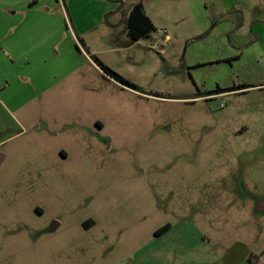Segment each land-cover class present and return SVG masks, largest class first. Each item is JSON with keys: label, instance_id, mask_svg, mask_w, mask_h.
<instances>
[{"label": "rangeland", "instance_id": "1", "mask_svg": "<svg viewBox=\"0 0 264 264\" xmlns=\"http://www.w3.org/2000/svg\"><path fill=\"white\" fill-rule=\"evenodd\" d=\"M217 1L154 0L158 31L137 43L119 34L116 46L96 29L93 54L142 91L84 66L29 110L83 131L9 133L0 112V264L263 256L264 0H235L247 16L228 1L224 18Z\"/></svg>", "mask_w": 264, "mask_h": 264}, {"label": "crops", "instance_id": "2", "mask_svg": "<svg viewBox=\"0 0 264 264\" xmlns=\"http://www.w3.org/2000/svg\"><path fill=\"white\" fill-rule=\"evenodd\" d=\"M90 1L89 4V0L76 3L74 0H0V112L13 122L11 127L5 124L4 131L11 133L14 125L21 133L32 129L56 136L71 135L77 128L84 130L83 123H78L76 118L71 120L61 115L66 121L53 127L47 120L32 118L29 110L42 104L63 81L71 82L84 66L99 72L106 81L115 82L103 74L87 49L91 54L96 53L92 50L96 29L100 30L98 36L102 40L109 38L115 41L114 45L120 43L117 35L128 37V15L141 0L130 2L128 8L125 0ZM228 1L240 15L247 16L239 3H233L235 0H219V18L228 15ZM153 2L146 0L143 5L157 33L158 25L148 12V8H154ZM100 60L107 65L105 60ZM94 124V129L104 128L99 121ZM56 156L63 162L69 153L60 148Z\"/></svg>", "mask_w": 264, "mask_h": 264}, {"label": "trees", "instance_id": "3", "mask_svg": "<svg viewBox=\"0 0 264 264\" xmlns=\"http://www.w3.org/2000/svg\"><path fill=\"white\" fill-rule=\"evenodd\" d=\"M127 32H128V37L134 43L149 38L151 34L156 32L154 23L152 22L151 18L146 14L142 2L135 5L130 11L127 19ZM87 52L90 55L91 59L100 68V70L103 72L105 76L114 80L115 82L120 84L123 88H129L137 92L142 91L140 87L128 81L119 73H117L115 70L105 65L96 55L91 54L88 49ZM248 88H251V86H243L238 88L234 87V88H230L229 90L238 91L241 89L245 90Z\"/></svg>", "mask_w": 264, "mask_h": 264}, {"label": "flooded vegetation", "instance_id": "4", "mask_svg": "<svg viewBox=\"0 0 264 264\" xmlns=\"http://www.w3.org/2000/svg\"><path fill=\"white\" fill-rule=\"evenodd\" d=\"M40 211V210H39ZM40 214H42V212L40 211ZM93 226H95V222L93 220H89L87 221L85 224H84V228L86 230H90V228H92ZM57 227L53 228L52 230L56 229ZM171 229V225L170 224H166L165 226H163L161 229H159L157 232H156V236H159L167 231H169ZM261 254L264 256V250L261 251ZM263 256H260L258 257V261L257 263H259L261 260L264 259ZM253 258H256V253L254 252H249V261L251 264H257L255 263L252 259Z\"/></svg>", "mask_w": 264, "mask_h": 264}, {"label": "built area", "instance_id": "5", "mask_svg": "<svg viewBox=\"0 0 264 264\" xmlns=\"http://www.w3.org/2000/svg\"><path fill=\"white\" fill-rule=\"evenodd\" d=\"M223 107V106H222Z\"/></svg>", "mask_w": 264, "mask_h": 264}]
</instances>
